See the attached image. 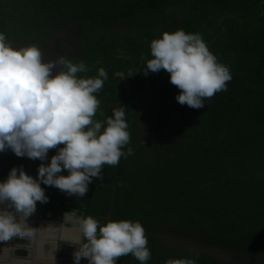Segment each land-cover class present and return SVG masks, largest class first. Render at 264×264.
<instances>
[{
  "label": "trees",
  "instance_id": "trees-1",
  "mask_svg": "<svg viewBox=\"0 0 264 264\" xmlns=\"http://www.w3.org/2000/svg\"><path fill=\"white\" fill-rule=\"evenodd\" d=\"M72 27L78 36L62 39ZM177 30L199 34L232 76L227 90L200 109L176 101L180 90L166 71L143 73L151 41ZM0 34L14 50L48 52L55 42L64 58L85 63L77 78H96L103 68L107 79L94 94L100 101L94 120L125 109L130 142L122 151L133 154L104 165L103 180L93 178L82 198L41 184L49 202H38L40 209L57 216L78 209L101 225L164 226L172 237L254 254L264 264V0H0ZM69 43L78 55L63 49ZM55 154L50 150L44 163ZM40 163L2 152L0 182L21 165L36 178ZM147 239V264L179 258L231 264L165 245L157 234ZM117 264L140 262L129 254Z\"/></svg>",
  "mask_w": 264,
  "mask_h": 264
},
{
  "label": "clouds",
  "instance_id": "clouds-1",
  "mask_svg": "<svg viewBox=\"0 0 264 264\" xmlns=\"http://www.w3.org/2000/svg\"><path fill=\"white\" fill-rule=\"evenodd\" d=\"M5 39L0 34V153L11 150L17 157L41 163L36 178L21 165L0 182V204L14 209L0 211V242L19 238L30 243L37 229L26 221L36 212L37 202H49L41 184L82 198L93 178L103 180L104 165L115 167L122 156L133 152L131 148L122 151L130 142L124 107L113 109L105 121L93 119L100 106L94 94L107 79L103 68L96 78H77V73L87 71L84 62L74 64L60 57L44 63L37 47L14 50ZM150 54L144 75L166 71L170 83L180 90L175 99L181 106L203 108V101L226 91L232 79L229 68L218 62L199 34L164 32L151 41ZM58 67L63 70L57 71ZM53 149L56 154L45 164ZM62 171L68 175H60ZM70 217L77 235L63 242L77 248L72 253L73 264L82 259L88 264H117L129 254L140 264L150 260L140 222L101 225L92 216L77 217L72 211L64 214V220ZM56 250L50 264H54ZM165 264H196V260L168 259Z\"/></svg>",
  "mask_w": 264,
  "mask_h": 264
},
{
  "label": "flooded vegetation",
  "instance_id": "flooded-vegetation-1",
  "mask_svg": "<svg viewBox=\"0 0 264 264\" xmlns=\"http://www.w3.org/2000/svg\"><path fill=\"white\" fill-rule=\"evenodd\" d=\"M77 36L78 31L74 27L63 29L61 32V37L62 39L64 38V40H69ZM63 49L69 50L70 53L74 55H78L80 52L73 43H69V45L64 46ZM40 52L42 53V61L44 63L56 61L58 58L64 57L63 50H58L56 43H52V41L49 45L48 52L45 49H42ZM59 69L60 67L57 68V71H59ZM24 171L26 174L30 175L29 170L24 169ZM4 210L14 212V209L7 208L6 205L0 204V211ZM71 211L74 212L77 217H84L83 215H79L78 209ZM67 212L69 211H65V213ZM65 213L57 216L51 211H44L40 209L37 202L36 212L26 221L30 227L37 229L34 239L30 243L27 240H21L19 238H15L8 242H0V264H50L52 251L56 248L57 250L53 253L55 256L54 264H73L72 253L76 251L77 248L63 241L74 239L77 233L74 219L70 217L64 220ZM47 228L52 229V232L48 233ZM165 228L164 226L155 229H151L147 226L144 227L146 236L153 233L157 234V236L162 239L161 243L165 245H185L186 249L191 254L206 252L231 264H262V259L257 255L233 252L232 250L221 248L217 245H210L192 237L175 238L172 237L173 232L169 230L170 228L168 230H165ZM178 232L179 231H177V233ZM17 245L25 246L20 247ZM81 264H88V261L82 259Z\"/></svg>",
  "mask_w": 264,
  "mask_h": 264
},
{
  "label": "crops",
  "instance_id": "crops-1",
  "mask_svg": "<svg viewBox=\"0 0 264 264\" xmlns=\"http://www.w3.org/2000/svg\"><path fill=\"white\" fill-rule=\"evenodd\" d=\"M47 230H48V233H49V232H52V229H48V228H47Z\"/></svg>",
  "mask_w": 264,
  "mask_h": 264
},
{
  "label": "bare ground",
  "instance_id": "bare-ground-1",
  "mask_svg": "<svg viewBox=\"0 0 264 264\" xmlns=\"http://www.w3.org/2000/svg\"><path fill=\"white\" fill-rule=\"evenodd\" d=\"M52 226V225H51ZM53 228V227H52ZM55 232V231H54ZM50 237V236H49ZM53 238V237H52ZM51 248V247H50Z\"/></svg>",
  "mask_w": 264,
  "mask_h": 264
},
{
  "label": "water",
  "instance_id": "water-1",
  "mask_svg": "<svg viewBox=\"0 0 264 264\" xmlns=\"http://www.w3.org/2000/svg\"><path fill=\"white\" fill-rule=\"evenodd\" d=\"M121 75H123V74H121ZM80 264H81V262H80Z\"/></svg>",
  "mask_w": 264,
  "mask_h": 264
}]
</instances>
